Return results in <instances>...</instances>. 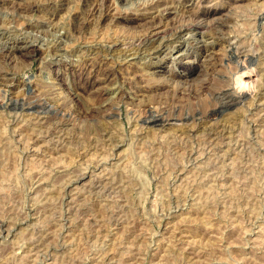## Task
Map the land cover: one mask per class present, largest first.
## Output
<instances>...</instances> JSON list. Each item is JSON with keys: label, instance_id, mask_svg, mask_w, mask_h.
<instances>
[{"label": "rangeland", "instance_id": "rangeland-1", "mask_svg": "<svg viewBox=\"0 0 264 264\" xmlns=\"http://www.w3.org/2000/svg\"><path fill=\"white\" fill-rule=\"evenodd\" d=\"M16 1L31 0H0V264H264V0H189L214 10L210 28L168 37L154 55H108L145 92L135 95L136 80L106 81L94 103L87 54L72 48L133 40L150 20L133 14L161 0H97L122 16L88 17L78 35L71 12L82 0L25 13ZM27 40L32 56L14 46ZM243 44L257 55L236 56ZM236 75L253 89L216 96ZM37 99L49 102L40 114L27 107ZM150 112L183 120L160 128L143 120Z\"/></svg>", "mask_w": 264, "mask_h": 264}, {"label": "bare ground", "instance_id": "bare-ground-1", "mask_svg": "<svg viewBox=\"0 0 264 264\" xmlns=\"http://www.w3.org/2000/svg\"><path fill=\"white\" fill-rule=\"evenodd\" d=\"M45 0H31L29 2H14V8L19 12V13H25V12H29L31 10H34L36 8L39 7V5L41 3H43ZM46 1H50V0H46ZM56 1V0H55ZM70 0H57L56 4L63 8ZM79 1V0H77ZM189 0H166V1H155V2H151L150 5L145 6V12L143 13H134L133 17L135 18H140V17H149L148 18V22L145 25L144 31L138 35L136 38H134L133 40H130L128 42H123L120 43L117 39H113L110 38L108 39L105 44L104 42H99L97 40H91V41H85V42H79L75 47L72 48V51L74 52H81L83 51L84 53H86L87 55V59L85 60V63L87 64V66L91 67V71L94 72L91 77L88 79L89 82V86L90 87H96L97 88V94L96 95H91L89 96L90 99H92L91 101L94 103L95 100L94 97H96L97 95H103L108 87L107 86H100L101 83L106 82V81H112V80H119L121 79V83L123 84H130L133 81L136 80L137 76L135 74H133V72L127 73V74H122L119 75L120 73L116 70V68L112 65H108L106 64V61L108 60V58H106L108 55L110 56L109 59H112L111 54L115 53V52H119L120 55H122V57H127V56H132V55H137L140 54L141 52H148L150 54H157L160 50L159 47L164 44V40L165 39H170L168 37H175L178 38L180 37V35L183 32H190V33H197L202 35V33L204 32L203 29L205 28H210L209 25L210 24H206L204 23L205 19L208 18V16L210 14H212V12L214 10H209V9H201V10H193V6H188L186 3ZM127 2V1H126ZM81 3V2H80ZM1 4V3H0ZM82 4L86 5L82 11L80 10H73L71 12V16L72 19L74 20V25L71 27V30L73 33H75V35H78L80 33H84V31H87L89 29L90 26V22L88 17H92L93 19L96 20H104L107 19L109 17H116L117 15H120V12L117 14L111 12V9L108 5H106L103 2L97 1V0H82ZM141 4V3H140ZM147 4V3H146ZM189 4V3H188ZM145 5V4H144ZM137 6V5H135ZM141 7V6H140ZM139 7V8H140ZM12 7V9H14ZM115 8V7H114ZM138 8V9H139ZM142 8V7H141ZM15 11V10H14ZM130 11V10H129ZM132 11V10H131ZM135 12V11H134ZM9 13V12H8ZM14 13V12H12ZM18 13V14H19ZM124 14V13H123ZM180 14L182 17H184V19L182 20H176L175 17ZM256 14V13H255ZM26 15V14H25ZM131 15V14H130ZM130 15H127L130 17ZM24 16V14H23ZM175 16V17H172ZM262 16H264V8L261 9L256 15L255 18L259 19ZM16 17V16H15ZM179 18V17H177ZM91 20V18H90ZM36 22V21H35ZM212 22V21H211ZM214 23V22H213ZM211 24L214 25V24ZM25 24V23H24ZM215 26V25H214ZM23 27V26H22ZM21 27V28H22ZM17 28V27H16ZM6 30V29H5ZM71 32V33H72ZM187 32V33H188ZM1 33V31H0ZM3 33V32H2ZM6 33V32H4ZM67 33V32H66ZM67 34H65L66 36ZM1 36V35H0ZM5 36V35H4ZM12 36V35H11ZM53 36V35H52ZM51 36V37H52ZM105 36V35H104ZM24 38V37H23ZM21 39V38H20ZM66 39V38H65ZM1 40V39H0ZM24 40V39H23ZM13 41V40H12ZM200 39L199 42L200 43ZM263 41V40H262ZM61 42V41H60ZM4 43V42H3ZM7 43V42H6ZM56 44V43H55ZM54 44V45H55ZM18 45V46H17ZM57 45V44H56ZM6 46V45H5ZM4 46V47H5ZM10 46V45H8ZM15 47H18L19 49H23L22 51H24V53H26V55H31L34 53V46L32 43H30L28 40L27 41H21L18 44L14 45ZM60 46V44L58 45V47ZM203 46L202 48L205 50L206 52V48L205 45H201ZM7 47V46H6ZM54 47V46H53ZM9 49V48H8ZM232 49V48H231ZM254 49V48H253ZM263 49V48H262ZM52 50V49H51ZM57 51V50H55ZM208 51V50H207ZM64 52V51H63ZM66 52V51H65ZM68 52V51H67ZM82 52V53H83ZM55 53V52H54ZM70 53V52H69ZM83 53V54H84ZM234 54L236 56H241V58H245V60H249L250 58H252L255 55V52L253 51H248V49H246V45L243 44L237 48H235ZM2 55V54H1ZM60 55V53H59ZM65 55V54H64ZM257 55V54H256ZM255 55V56H256ZM258 56H264V53H258ZM258 57V58H260ZM58 58V57H57ZM97 62L98 64L104 65L103 68L101 69H96L94 63ZM97 65V64H96ZM99 66V65H98ZM1 72V71H0ZM234 72H237L234 71ZM233 73V72H232ZM137 74V73H136ZM264 74V73H263ZM3 76V75H2ZM6 76V75H5ZM140 77V76H139ZM1 78V77H0ZM11 78V77H10ZM6 79V78H4ZM264 79V78H263ZM10 80V79H9ZM7 82H8V77H7ZM38 82V81H37ZM4 80L2 78V80H0V84L3 85ZM18 83V82H17ZM29 83V82H27ZM33 83V82H32ZM136 86H135V95L140 96L142 94V92L145 90L144 86L142 87L141 84L139 83V80H136ZM35 84V89L34 92L35 94L40 93L41 95H45V92L41 89L42 84H38V83H34ZM104 84V83H103ZM6 85V84H5ZM96 85V86H95ZM46 86V85H45ZM158 85H156L157 87ZM27 87V86H26ZM48 87V86H46ZM155 87V86H154ZM262 89L264 90V84H262ZM43 88V87H42ZM50 88V87H49ZM46 89V88H45ZM91 89V88H90ZM134 89V88H133ZM195 88L193 86H188L185 88V90L189 91V93H191V91H193ZM197 89V88H196ZM201 89V88H200ZM253 89V88H252ZM261 89V90H262ZM29 90V89H28ZM49 90V89H48ZM65 91V90H64ZM71 91V90H70ZM157 91V90H156ZM185 91V92H186ZM187 91V92H188ZM196 91V90H195ZM193 91V92H195ZM47 92V91H46ZM145 92V91H144ZM147 92V91H146ZM186 92V93H187ZM52 93V92H50ZM54 93V91H53ZM216 96L220 97V99H224V98H228V100H235L238 96L234 87L232 86V82L230 81V79L225 80L224 83H222L218 88L217 91H215ZM194 94V93H192ZM214 94V93H213ZM134 95V94H133ZM37 96V95H36ZM217 97V98H218ZM45 99V98H44ZM98 99V98H97ZM129 100V99H128ZM225 100V99H224ZM38 101V99H37ZM226 101V100H225ZM30 102H28L29 104ZM97 103V102H96ZM99 103V102H98ZM49 102L47 101H43L42 99H40L38 102H35L33 104H29L30 106H27L29 109L34 108L36 111L39 112V114L41 113L40 110L47 108L49 105ZM72 104V103H71ZM94 105V104H93ZM97 105V104H96ZM143 105L146 106L145 103H143ZM114 106V105H113ZM261 106V105H260ZM264 106V105H262ZM98 107V106H97ZM96 107V108H97ZM256 107V105H255ZM95 106H91L88 107L86 109H82V112H88V111H96ZM262 108V107H261ZM260 108V109H261ZM150 109V108H149ZM259 109V108H258ZM35 110H33L35 112ZM215 110V107L213 108H209L207 111V116L208 113L213 112ZM248 111V110H247ZM165 112V111H164ZM36 113V112H35ZM90 113V112H89ZM110 113V112H109ZM147 113V112H146ZM117 114V111H113V115ZM189 116H191L190 114H188ZM36 117V116H35ZM188 117V116H187ZM40 118V117H37ZM183 117H179L178 115H174V114H165V113H161V112H150L149 114L144 116V121L147 122L148 124L151 125H157L160 128H164V127H170V126H174V122L175 121H182ZM215 118V117H213ZM51 120V118H50ZM46 121V120H45ZM53 121V120H52ZM57 122V121H56ZM59 122V121H58ZM65 122V120L60 121V123L63 125ZM262 122V121H261ZM41 123V122H40ZM66 123V122H65ZM222 123V122H221ZM209 124V123H208ZM232 124V123H231ZM53 125V124H52ZM58 125V124H57ZM105 126V125H104ZM176 127V126H175ZM212 132V136L216 135L222 136L221 131H225L223 129H225V126L222 125H217L214 124L212 126H209ZM99 129V128H98ZM100 130V129H99ZM209 131V130H208ZM178 132V131H177ZM182 133V132H181ZM224 133V132H223ZM218 134V135H217ZM46 135V134H45ZM121 135V134H120ZM193 135V134H192ZM134 136V135H133ZM219 136V137H220ZM48 137V136H47ZM216 137L211 138V140L208 142L209 146H212L211 148H214L217 145V141ZM34 138L36 139V137L34 136ZM109 141H111V146L116 145V143H118L119 141V137L117 135H111L108 134ZM131 138V137H130ZM175 138V137H174ZM221 138V137H220ZM196 141V140H195ZM243 141V140H242ZM113 144V145H112ZM205 145V144H204ZM208 146V147H209ZM218 146V145H217ZM191 151V150H190ZM229 151V150H228ZM191 154V153H190ZM189 154V155H190ZM212 154V153H211ZM220 154V153H219ZM226 154V153H225ZM188 155V154H187ZM78 176V175H77ZM77 180V179H76ZM90 187V186H89ZM45 241V240H44ZM40 248V247H39ZM105 258V257H104Z\"/></svg>", "mask_w": 264, "mask_h": 264}, {"label": "clouds", "instance_id": "clouds-1", "mask_svg": "<svg viewBox=\"0 0 264 264\" xmlns=\"http://www.w3.org/2000/svg\"><path fill=\"white\" fill-rule=\"evenodd\" d=\"M233 87L235 91L239 94L244 93L252 88V84L245 82L242 79V75H236L234 78V84Z\"/></svg>", "mask_w": 264, "mask_h": 264}]
</instances>
